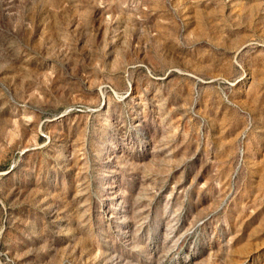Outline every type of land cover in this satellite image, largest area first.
<instances>
[{
  "label": "rangeland",
  "instance_id": "obj_1",
  "mask_svg": "<svg viewBox=\"0 0 264 264\" xmlns=\"http://www.w3.org/2000/svg\"><path fill=\"white\" fill-rule=\"evenodd\" d=\"M0 264H264V0H0Z\"/></svg>",
  "mask_w": 264,
  "mask_h": 264
}]
</instances>
